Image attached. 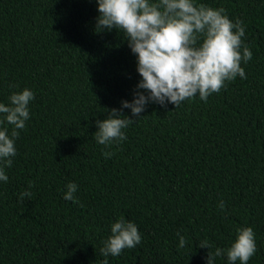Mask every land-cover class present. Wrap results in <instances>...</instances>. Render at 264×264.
Returning <instances> with one entry per match:
<instances>
[{
	"label": "trees",
	"instance_id": "trees-1",
	"mask_svg": "<svg viewBox=\"0 0 264 264\" xmlns=\"http://www.w3.org/2000/svg\"><path fill=\"white\" fill-rule=\"evenodd\" d=\"M0 264H264V0H0Z\"/></svg>",
	"mask_w": 264,
	"mask_h": 264
}]
</instances>
